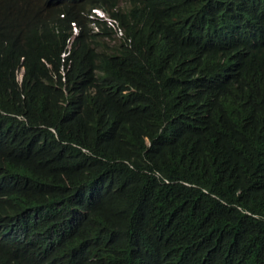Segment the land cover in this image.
Wrapping results in <instances>:
<instances>
[{
	"label": "trees",
	"instance_id": "trees-1",
	"mask_svg": "<svg viewBox=\"0 0 264 264\" xmlns=\"http://www.w3.org/2000/svg\"><path fill=\"white\" fill-rule=\"evenodd\" d=\"M0 264H264V0H0Z\"/></svg>",
	"mask_w": 264,
	"mask_h": 264
},
{
	"label": "clouds",
	"instance_id": "clouds-1",
	"mask_svg": "<svg viewBox=\"0 0 264 264\" xmlns=\"http://www.w3.org/2000/svg\"><path fill=\"white\" fill-rule=\"evenodd\" d=\"M100 13H103L104 15H106V16H109V17H111V18H114V17H112V16H110V15H108L104 10H102L101 8H99V7H92L91 9H90V12L88 13V17L89 18H91V19H99V20H104L103 18H102V16H100ZM115 20H116V18H114ZM105 21V20H104ZM117 21V20H116ZM106 22V21H105ZM107 23V22H106ZM117 23H118V21H117ZM71 25H72V29H73V31L74 32H76L77 31V28H76V26L74 25V23H71ZM119 25V24H118ZM120 28V27H119ZM121 29V28H120ZM115 30V29H114ZM122 31V30H121ZM118 35H120V34H118ZM65 53H63V55H64Z\"/></svg>",
	"mask_w": 264,
	"mask_h": 264
},
{
	"label": "built area",
	"instance_id": "built-area-1",
	"mask_svg": "<svg viewBox=\"0 0 264 264\" xmlns=\"http://www.w3.org/2000/svg\"><path fill=\"white\" fill-rule=\"evenodd\" d=\"M100 16H102V18L107 22L108 25H110L111 27H113L115 29L117 34L122 33L121 29L119 28L117 21L114 18L106 16L103 13H100Z\"/></svg>",
	"mask_w": 264,
	"mask_h": 264
}]
</instances>
